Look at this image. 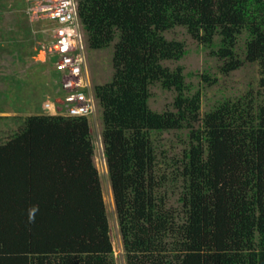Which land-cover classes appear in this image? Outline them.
Masks as SVG:
<instances>
[{"label": "trees", "instance_id": "obj_1", "mask_svg": "<svg viewBox=\"0 0 264 264\" xmlns=\"http://www.w3.org/2000/svg\"><path fill=\"white\" fill-rule=\"evenodd\" d=\"M78 3L89 50L117 39L113 77L94 91L126 264H264V0ZM178 27L223 74L258 63L259 89L202 117L183 68L164 65L187 54L165 36ZM157 84L174 91L173 111L150 108ZM170 131L185 132L183 150L161 160L156 135ZM0 264H116L87 117L28 116L0 144Z\"/></svg>", "mask_w": 264, "mask_h": 264}, {"label": "rangeland", "instance_id": "obj_2", "mask_svg": "<svg viewBox=\"0 0 264 264\" xmlns=\"http://www.w3.org/2000/svg\"><path fill=\"white\" fill-rule=\"evenodd\" d=\"M25 0H0V144L18 132L28 116L43 113V104L56 92L54 69L51 62L41 51V45L48 39V23L37 22L34 25L26 19ZM24 4V6H22ZM28 18V17H27ZM168 40L182 41L187 50L186 56L179 62H166L165 66L175 69L181 66L186 81L199 91L202 98V117L226 100H235L249 91L259 89L261 69L258 63H244L236 71L226 75L220 70L222 61L212 55V49L204 47L194 40L185 28L178 27L165 34ZM219 37H216L218 41ZM117 39L105 50H89L90 79L94 87L111 81L113 70V52ZM216 42V41H215ZM244 37L240 39L237 53L244 60ZM203 75L209 77L206 82ZM150 108L156 112L173 111L174 91H167L159 84L151 88ZM42 108V111H41ZM95 163L101 175V183L110 238L116 264H126V255L120 234L114 195L108 178V166L105 158L102 137L101 111L89 119ZM185 132L170 131L157 134L159 158L181 155V141ZM163 162L158 173L170 175L173 168ZM170 177V176H169ZM168 191L169 207H180V190L168 182L161 191ZM113 198V200H112Z\"/></svg>", "mask_w": 264, "mask_h": 264}, {"label": "built area", "instance_id": "obj_3", "mask_svg": "<svg viewBox=\"0 0 264 264\" xmlns=\"http://www.w3.org/2000/svg\"><path fill=\"white\" fill-rule=\"evenodd\" d=\"M26 2L29 21L47 22L49 26L41 51L53 66L56 92L44 102L43 113L95 118L100 107L90 79L89 46L78 0Z\"/></svg>", "mask_w": 264, "mask_h": 264}, {"label": "crops", "instance_id": "obj_4", "mask_svg": "<svg viewBox=\"0 0 264 264\" xmlns=\"http://www.w3.org/2000/svg\"><path fill=\"white\" fill-rule=\"evenodd\" d=\"M41 111H42V108H41ZM43 112V111H42ZM42 114V113H41Z\"/></svg>", "mask_w": 264, "mask_h": 264}, {"label": "bare ground", "instance_id": "obj_5", "mask_svg": "<svg viewBox=\"0 0 264 264\" xmlns=\"http://www.w3.org/2000/svg\"><path fill=\"white\" fill-rule=\"evenodd\" d=\"M112 200H113V198H112Z\"/></svg>", "mask_w": 264, "mask_h": 264}]
</instances>
